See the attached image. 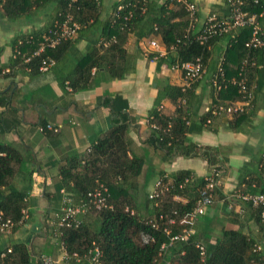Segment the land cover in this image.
<instances>
[{
	"label": "crops",
	"instance_id": "obj_1",
	"mask_svg": "<svg viewBox=\"0 0 264 264\" xmlns=\"http://www.w3.org/2000/svg\"><path fill=\"white\" fill-rule=\"evenodd\" d=\"M120 1L98 0L100 23L83 30L71 45L61 50L54 65L44 73L28 68L24 60L15 63L13 46L26 35L42 34L54 20L59 0H46L14 16L0 5V99L3 101L0 144L10 146L21 158V165L10 179V189L26 193L21 221L0 232V258L13 246L23 244L29 253V264H40L43 256L57 264H89L69 257L59 237L57 220L63 206L67 200L71 205L77 202L73 184H65L60 169L72 157H85L91 146L110 130L116 116L128 115L131 121L129 157L141 163L140 173L130 181L138 215H154V203L148 201V196L155 191L160 175L172 177L179 171H188L189 179L205 180L216 165L211 167L197 156H168L149 141L146 117L158 92L168 85L187 88L182 100L188 125L185 141L215 149L216 164L220 167V194L196 219L191 237L197 244L214 245L220 241L223 231L240 230L255 238L264 251V221H259L256 210L236 197L237 194H260L264 190V177L259 173V164L264 158V53L254 59L256 68L247 73L253 97L240 114H213L216 107L233 103L219 97L213 87L225 39L209 46L202 76L187 84L179 70L147 57L149 52L164 56L160 37L136 41L134 36H129L124 46L136 57L133 71L122 79H108L104 68L92 67L91 87L74 91L69 81L74 78L82 57L91 51L104 54L102 23ZM155 1L158 4L165 0ZM192 1L197 9L198 27L210 16L221 20L229 16L230 8L225 0ZM259 1L258 21L264 29V0ZM152 42L157 46H152ZM100 64L107 66L106 62ZM229 66L233 77L235 68L232 64ZM175 108L168 98L161 100L163 113L173 116ZM206 116L207 123L203 124L202 118ZM71 174L76 175V169ZM122 186L125 189L126 185L122 183ZM78 218L83 221L89 217L80 213Z\"/></svg>",
	"mask_w": 264,
	"mask_h": 264
},
{
	"label": "trees",
	"instance_id": "obj_2",
	"mask_svg": "<svg viewBox=\"0 0 264 264\" xmlns=\"http://www.w3.org/2000/svg\"><path fill=\"white\" fill-rule=\"evenodd\" d=\"M45 1L0 0V5L6 13L14 16L25 13L31 7L41 5ZM187 1L193 2L192 0ZM257 1L258 3L254 4L253 0H246L244 10L259 14L261 3ZM120 6L122 8L118 10ZM98 7V0H76L75 2L59 0L54 20L42 34L26 35L15 41L14 62L23 61V56H31L42 41L43 34L52 29L54 24L61 23L69 14L78 25L73 39L65 40L54 49L47 50L41 57L31 58L25 63L28 68L41 73L39 66L42 58L48 56L55 63L61 50L71 45L83 30L100 23L97 14ZM193 25L194 27L188 32L190 28L188 13L182 4L175 0H165L158 4L155 0H122L114 6L109 18L102 23L106 44L104 54L99 55L91 51L84 55L69 85L74 91L91 87L89 78L92 67L104 68L108 79H122L133 71L136 57L128 53L124 46L129 36H134L136 41L143 37H160L161 45L165 49L164 56L149 52L147 57L162 61L168 68L180 72L182 64L193 62L196 58L201 59L204 68L210 54L209 46L220 39H225V47L220 55L224 61L225 77L230 78L229 64L235 68L233 70V77H235L242 60L248 57L254 62L253 66L247 67L245 73L247 88L252 93L247 73L256 68L254 59L262 56L264 50L249 51L245 47L250 37V29L247 27L231 29L227 33L215 35L208 40V43L202 45L195 39L201 26L198 27V22ZM101 61L103 64L106 62L107 66L100 64ZM1 73L0 68V75ZM61 85L63 87V83ZM186 90L185 87L168 85L158 92L153 108L145 120L150 130L149 141L168 156L201 157L211 167L216 165V168L212 167V169L220 171L219 165L216 164L215 149L197 147L185 141L188 125L182 100ZM215 92L219 97L233 100L232 102L241 99L237 88L231 85L218 92L215 90ZM164 98H168L175 104L173 116L163 113L160 109L161 100ZM0 104H3L1 99ZM112 123L110 130L91 146L85 157H72L67 166L60 169L65 184L72 183L74 186L72 191L76 192L77 202L72 206L80 207L82 209L80 213L85 215V218L89 217L83 221L78 218L77 226L72 224L58 228L59 237L67 255L76 260L72 256L75 253L80 260H86L97 248L101 252L99 259L101 264H201L199 250L195 247L197 243L192 237L187 241L174 242L161 250L163 244L169 243V238L162 231L166 221L158 218L160 215L175 217V224L170 227L171 233H179L186 227L180 222L182 216L193 210L205 180L189 179L190 172L188 171H179L172 177L167 176L164 182L173 181L174 188L162 198L154 200L148 197V201L154 203L155 213L152 217H141L135 210V201L130 193L133 187L130 181L141 170L140 161L129 157L128 132L131 121L127 114H122L113 118ZM202 123H207V116L202 118ZM263 159L259 164V173L262 177H264V172L260 165ZM20 165L21 158L17 152L8 145L0 144V219L9 220L12 223L11 228L21 221L26 198L25 192L10 189V179ZM74 169H76V175L71 174V170ZM163 176L165 175H160V177ZM186 179L189 180L184 183ZM122 183L126 185L125 189ZM180 184H183L182 188H179ZM99 185L106 188L104 195L107 206L97 210L89 202L87 195ZM262 191L264 193V190ZM212 194L214 198L220 194L218 186L214 188ZM173 196L185 198L186 203L175 201ZM237 199L255 209L259 221H264L262 208H254L249 202ZM174 211L177 215H173ZM57 221L59 222V217ZM154 223L158 224V228L152 227ZM259 244L255 238L240 230L223 231L218 243L204 245L205 260L202 264H264V251ZM5 254L3 258H0L1 264L30 263L27 247L23 244L13 246L11 251Z\"/></svg>",
	"mask_w": 264,
	"mask_h": 264
},
{
	"label": "built area",
	"instance_id": "obj_3",
	"mask_svg": "<svg viewBox=\"0 0 264 264\" xmlns=\"http://www.w3.org/2000/svg\"><path fill=\"white\" fill-rule=\"evenodd\" d=\"M70 2H75L76 0H69ZM178 3H181L185 10L188 13V17L190 19V29L194 27L193 23L197 22L196 17V6L193 2H188L187 0H175ZM226 4L230 8L229 16L224 20L217 19L215 16H210L201 24V28L199 29L198 34L195 36L196 41L199 44L205 45L208 43V40L215 35H221L223 33L229 32L231 29H236L239 27H247L250 29V37L245 43V47L249 50L255 49H263L264 50V29L260 26L258 18L259 14L249 13L244 10V5L246 0H225ZM254 4H257V0H253ZM122 7H118L120 10ZM78 29V25L73 21L71 15H66L65 19L61 23L54 24L53 28L48 30L42 36V41L37 45L36 50L32 53L31 56H25L24 61L29 62L31 58L41 57L47 50L54 49L61 42L65 40H71L74 37L76 30ZM152 46H157L155 42L151 43ZM224 61L221 57L217 67V73L213 78V87L218 92L222 88L227 87L228 85L234 86L237 88V92L240 95L239 100L236 102L230 103L226 106L217 107L213 114L217 112H225L229 115H235L244 113L246 108L249 106L252 100V93L247 88L246 81V69L249 66H253L254 62L250 60L248 57L244 58L239 66L237 76L226 78L224 67ZM54 65V60L48 56L42 58L41 64L39 66V71L41 73L47 72ZM181 73L183 80L190 84L198 80L203 72V64L200 58H196L193 62H187L181 65ZM50 128V127H49ZM260 168L264 172V159L263 163H261ZM264 176V174H263ZM216 177V178H215ZM167 176H163L157 179L155 183V191L149 194L150 199H159L165 196L170 190L174 188L173 181L164 182V179ZM189 179H186L184 183L188 182ZM219 181V172L215 169H212L208 176L205 177V184L202 188L199 198L193 208L192 211L185 213L182 216L181 223L185 224L184 227L179 233L172 234L171 226L175 224V217L160 215L159 220L166 221L165 226L162 228L163 233L168 236L169 243L163 244L161 246V250L166 249L168 246L172 245L177 241H187L192 236V225L196 221V219L203 215L205 212V208L211 205L214 201V196L212 191L214 188L218 186ZM183 184L179 185V188H182ZM106 192V188L103 185H99L92 193H89L87 196L89 198V202L94 206L95 209H102L107 206L106 196L104 195ZM237 198H240L246 202H249L254 208H262V216H264V193L260 194H237ZM173 199L178 202L186 203V200L182 199L179 196H173ZM82 211L80 207H75L70 204V200L66 201V204L63 206L61 213L59 214V222L58 226L61 227L71 226L72 224L77 226L79 224L78 214ZM173 215H177L174 211ZM12 223L9 220L2 221L0 219V232H4L10 229ZM152 227L158 228V224H152ZM195 247L199 250L201 264L205 260V248L201 244H196ZM64 248V247H63ZM259 249V247H257ZM10 252V250H8ZM73 257L76 260H80V258L73 253ZM101 257V252L95 248L91 255L86 259L89 264H101L99 259ZM40 264H57L50 257H41ZM169 264V263H167Z\"/></svg>",
	"mask_w": 264,
	"mask_h": 264
}]
</instances>
